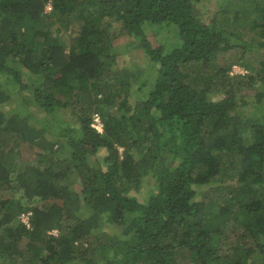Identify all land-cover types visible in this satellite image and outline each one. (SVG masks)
Masks as SVG:
<instances>
[{
  "label": "trees",
  "instance_id": "1",
  "mask_svg": "<svg viewBox=\"0 0 264 264\" xmlns=\"http://www.w3.org/2000/svg\"><path fill=\"white\" fill-rule=\"evenodd\" d=\"M198 1L0 0V264H264V0Z\"/></svg>",
  "mask_w": 264,
  "mask_h": 264
},
{
  "label": "rangeland",
  "instance_id": "2",
  "mask_svg": "<svg viewBox=\"0 0 264 264\" xmlns=\"http://www.w3.org/2000/svg\"><path fill=\"white\" fill-rule=\"evenodd\" d=\"M232 1H236V0H231V2ZM216 2H217V0H199L198 2H197V5H196V9H199L200 10V14L199 15H202L206 20V22H209V20L211 19V16L213 15V14H215V13H217V7H216ZM228 15V13H226L225 14V16H227ZM170 30L169 31H171V32H176L177 33V28H175L174 26H172V25H170V26H167ZM61 35H62V38L67 42L68 40H69V38H70V35L68 34V33H65V32H62V33H60ZM172 35H174L175 33H171ZM149 36L150 37H152L153 35L152 34H149ZM152 39V38H151ZM119 41H120V43H124L125 41L123 40V37H120L119 38ZM128 55H124L125 56V61H123V64L124 65H121V62H119L120 60H121V58H119L117 61H116V63H117V65L118 66H121V67H123V66H125L126 67V69H128V70H130V71H132V72H134V69H135V58H134V56H135V54L133 53V52H129V53H127ZM235 55H236V53H234V51H230V52H228L226 55H225V59H226V61H228V62H230V61H232L233 59H234V57H235ZM145 60H143V59H138V61L136 62V63H141L142 65H144V62ZM235 66H237V65H235ZM236 69H239L238 71H235V70H232L233 71V73H247L248 71L245 69V68H243V67H239L238 66V68H236ZM134 93V91L133 92H131V94H133ZM134 95V94H133ZM133 95H132V97H130V101L131 102H134V97H133ZM120 150L122 151L123 150V148H120ZM101 154H102V156H103V152H100ZM24 156L27 158L28 157V155L30 154V152L29 151H24ZM32 155V154H31ZM107 227H108V225H107ZM57 231L56 230H53V231H51V233H54L55 235L57 234L56 233ZM235 234H232V239H235ZM81 264H82V262H81Z\"/></svg>",
  "mask_w": 264,
  "mask_h": 264
},
{
  "label": "built area",
  "instance_id": "3",
  "mask_svg": "<svg viewBox=\"0 0 264 264\" xmlns=\"http://www.w3.org/2000/svg\"><path fill=\"white\" fill-rule=\"evenodd\" d=\"M236 68H238V66L233 67V69L235 71H238L239 69H236ZM92 127H94L100 133L104 132V122H103L102 117L99 113H95L93 115ZM28 218L29 217L27 215H23V220L25 222H28Z\"/></svg>",
  "mask_w": 264,
  "mask_h": 264
},
{
  "label": "clouds",
  "instance_id": "4",
  "mask_svg": "<svg viewBox=\"0 0 264 264\" xmlns=\"http://www.w3.org/2000/svg\"><path fill=\"white\" fill-rule=\"evenodd\" d=\"M56 231H57L56 233L58 234V233H59L58 230H56ZM53 234H54V233H53ZM57 234H56V235H57Z\"/></svg>",
  "mask_w": 264,
  "mask_h": 264
}]
</instances>
